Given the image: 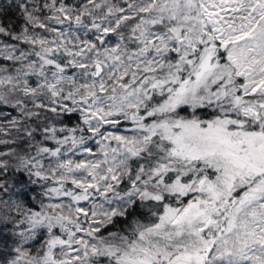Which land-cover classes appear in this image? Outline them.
<instances>
[{
	"label": "snow or ice",
	"instance_id": "snow-or-ice-1",
	"mask_svg": "<svg viewBox=\"0 0 264 264\" xmlns=\"http://www.w3.org/2000/svg\"><path fill=\"white\" fill-rule=\"evenodd\" d=\"M13 6L0 264H264V0Z\"/></svg>",
	"mask_w": 264,
	"mask_h": 264
},
{
	"label": "trees",
	"instance_id": "trees-1",
	"mask_svg": "<svg viewBox=\"0 0 264 264\" xmlns=\"http://www.w3.org/2000/svg\"><path fill=\"white\" fill-rule=\"evenodd\" d=\"M10 4H12V0H0V20L6 24L9 22L19 24L18 12L14 6L8 7Z\"/></svg>",
	"mask_w": 264,
	"mask_h": 264
}]
</instances>
